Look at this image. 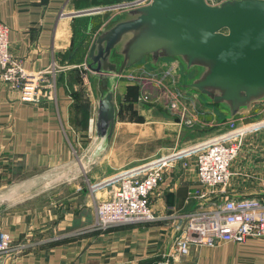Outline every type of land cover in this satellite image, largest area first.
<instances>
[{"label": "crops", "instance_id": "obj_1", "mask_svg": "<svg viewBox=\"0 0 264 264\" xmlns=\"http://www.w3.org/2000/svg\"><path fill=\"white\" fill-rule=\"evenodd\" d=\"M99 1L0 0V22L9 28L10 53L29 71L50 70L48 77L54 82V87L44 88L39 100L24 101L0 78V192L6 193L0 211V235L7 234L14 247L11 254L2 252L4 264H157L185 225V214L205 203L192 196L201 187L196 158L192 157L186 164L168 168L152 192L155 220L106 228L98 225L97 204L104 200L100 194L111 196V187L93 190L92 184L103 182L124 167L109 161V170L90 174L88 167L71 165L70 153L82 135L76 133V125L89 120L90 136L95 130L93 120L103 89L86 68L87 54L94 36L114 15L111 11L80 13L95 10ZM161 65L159 61L156 67L146 69L158 71ZM133 68L127 69L115 86L118 116L105 151L114 149L130 125L147 129L146 136L154 124L159 129L165 125L180 128L167 136L160 133L159 138L167 137L164 145L127 156L126 167L229 128L230 120L207 103L211 116L193 115V121L184 127L180 122L167 123L163 113L146 123L128 121L134 111L130 79L140 78L145 70ZM260 118H264V103L234 119L240 124ZM110 155L98 154L95 159L102 163ZM231 170L230 196L264 200L263 131L246 138ZM173 264H264V240L192 246L187 256Z\"/></svg>", "mask_w": 264, "mask_h": 264}, {"label": "water", "instance_id": "obj_2", "mask_svg": "<svg viewBox=\"0 0 264 264\" xmlns=\"http://www.w3.org/2000/svg\"><path fill=\"white\" fill-rule=\"evenodd\" d=\"M132 0L86 9L118 14ZM174 58L194 76L188 93L202 97L225 119L251 112L264 103V0H152L119 12L94 36L87 68L102 90L96 110L98 155L110 145L118 108L115 86L122 74L149 59L152 67Z\"/></svg>", "mask_w": 264, "mask_h": 264}, {"label": "built area", "instance_id": "obj_3", "mask_svg": "<svg viewBox=\"0 0 264 264\" xmlns=\"http://www.w3.org/2000/svg\"><path fill=\"white\" fill-rule=\"evenodd\" d=\"M206 1L218 5L226 0ZM151 2L132 0L128 5L121 6L119 12ZM50 73V70L29 71L14 58L9 51V28L0 22V78L19 92L22 100L34 101L41 96L40 87H54V82L48 77ZM260 131L264 132V118L240 124L232 119L227 130L211 138L146 158L92 186L94 189L111 187V196L97 204L98 225L106 228L155 220L157 215L150 198L163 180L164 173L168 168L180 162L186 164L195 157L201 187L192 196L205 203H200L199 207L185 214V225L177 234L170 251L157 264H173L187 256L192 246L215 247L227 242L264 240V200L229 195L233 176L231 164L246 138ZM13 250L11 238L1 233L0 251ZM0 264H4L2 259Z\"/></svg>", "mask_w": 264, "mask_h": 264}, {"label": "rangeland", "instance_id": "obj_4", "mask_svg": "<svg viewBox=\"0 0 264 264\" xmlns=\"http://www.w3.org/2000/svg\"><path fill=\"white\" fill-rule=\"evenodd\" d=\"M105 4L106 3L101 2L100 6L98 7H102ZM102 14L97 16H102ZM113 15H115V17L113 16L111 17V19L107 20L105 25L117 17V13ZM160 62L162 63V65L161 68L158 69V71H155L153 69H146L151 68L149 59L139 62L138 64L133 66L134 68L132 67L133 69L145 67V70H143V72L141 71L142 74L140 78L131 77L130 79V82H132L131 87L137 88L138 96L130 102V104H133L134 108L132 109H134V111L131 113V115L128 116V121L146 123L159 119L158 117L161 113H163L165 114V116H163V120L168 119L166 120L167 123L180 122L184 127L185 123L190 124V122L193 121V115L201 116L202 118H208L209 116H211L212 110L206 106V101L202 97L196 98V96L188 93L185 88V84L194 76V72L185 71L180 64H177L174 58H164L160 60ZM43 90L44 88L40 87L41 93H43ZM186 109H188L189 111ZM85 112L86 111L84 110V115L86 114ZM215 113L220 116L222 115V112L217 109L215 110ZM166 116H168V118ZM86 121V124L76 125V133L82 132V135L78 143L75 144L76 147L74 146L75 148L74 150H71L70 154H72V158L74 159H72L71 165L77 167L79 165L88 167L90 174H96L98 172L104 173L106 172V170L110 169V164L112 163L114 164V166H116V163H119V167H124L120 168L119 172L123 169L132 167H126L127 156L130 157L133 154L142 155L149 149L152 150L155 147H159V145H164L166 143L165 140L167 137H162L161 139L158 136H160L162 133L167 136L168 133L177 132V130L180 128V125H175L176 127L165 125L162 127V129H159L158 126L154 124V126L157 127L152 126L151 134H148L146 136L144 134H146L147 129H142V126H127L125 133H122L123 136L120 137V142L116 143L114 149L112 151L111 149H109L108 151H105L106 149L102 151L101 154L111 155L101 163L100 160L97 161L95 159L94 155L96 154L95 151L99 146L100 139L96 135L95 130H93V133H91L92 135L90 136V132L88 130L90 121ZM178 148H181V146L178 145ZM143 160L145 159L139 160V162L135 163L134 166L141 163ZM109 161H111L112 163H109ZM62 177L63 176L60 175V178ZM94 185L92 184V186ZM5 194V192H0V211H2V198L5 196ZM100 196H102L103 199H107L110 197L107 193H101ZM11 252L12 251H10V254ZM1 259L2 251H0V260ZM2 261L4 260L2 259Z\"/></svg>", "mask_w": 264, "mask_h": 264}, {"label": "trees", "instance_id": "obj_5", "mask_svg": "<svg viewBox=\"0 0 264 264\" xmlns=\"http://www.w3.org/2000/svg\"><path fill=\"white\" fill-rule=\"evenodd\" d=\"M97 0H94V2H96ZM121 0H100L99 3L103 2V3H106L105 5H110V4H113L115 2H120ZM98 3V2H97ZM82 50V48L80 49V51ZM81 56H82V52H81ZM82 59V58H81ZM134 89V90H133ZM129 94L131 96L132 99H135L137 96H138V91H137V88L135 87H130V91H129ZM133 101V100H132Z\"/></svg>", "mask_w": 264, "mask_h": 264}, {"label": "bare ground", "instance_id": "obj_6", "mask_svg": "<svg viewBox=\"0 0 264 264\" xmlns=\"http://www.w3.org/2000/svg\"><path fill=\"white\" fill-rule=\"evenodd\" d=\"M88 81H89V78H88ZM93 126H94V124H93Z\"/></svg>", "mask_w": 264, "mask_h": 264}]
</instances>
